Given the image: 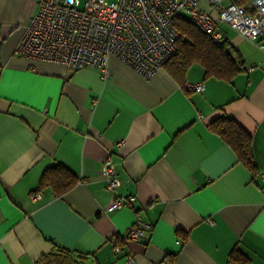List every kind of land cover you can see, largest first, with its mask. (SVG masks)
Here are the masks:
<instances>
[{"label":"crops","instance_id":"obj_1","mask_svg":"<svg viewBox=\"0 0 264 264\" xmlns=\"http://www.w3.org/2000/svg\"><path fill=\"white\" fill-rule=\"evenodd\" d=\"M37 1L0 0V264H264V50L221 25L243 59L230 81L196 63L190 91L113 55L102 78L14 53ZM223 115L251 136L255 172L210 129ZM108 154L133 207L106 211ZM55 164L77 178L61 195L39 187ZM137 212L152 227L124 241Z\"/></svg>","mask_w":264,"mask_h":264},{"label":"built area","instance_id":"obj_2","mask_svg":"<svg viewBox=\"0 0 264 264\" xmlns=\"http://www.w3.org/2000/svg\"><path fill=\"white\" fill-rule=\"evenodd\" d=\"M200 1L208 8H201ZM184 13L216 42L225 39L221 25H227L264 50V0H250L249 8L232 0H38L14 53L71 70L92 67L102 78L110 74L108 58L113 55L150 79L176 53L179 33L174 21ZM184 86L196 92L204 88L202 82H185ZM122 141L119 138L116 144ZM101 174L112 193L106 211L133 207L136 196L118 192L121 182L111 154L101 164ZM259 175L264 181V172ZM151 227L137 212L123 239L140 240ZM113 242L115 252L120 251L117 238ZM127 261L132 264V256Z\"/></svg>","mask_w":264,"mask_h":264},{"label":"trees","instance_id":"obj_3","mask_svg":"<svg viewBox=\"0 0 264 264\" xmlns=\"http://www.w3.org/2000/svg\"><path fill=\"white\" fill-rule=\"evenodd\" d=\"M249 8L250 0H232ZM175 27L179 33L176 41V53L166 61L164 67L170 75L184 87L186 74L193 64L203 67L205 77H214L230 81L243 69V59L238 50L224 39L214 41L211 36L199 30L188 19H176ZM210 129L224 139L235 151L238 160L252 172L256 171L251 136L245 132L232 118L220 116L212 120ZM77 182L76 176L61 164L47 168L42 174L39 187H49L57 195L69 190ZM118 243L123 240L117 237ZM235 251L232 257L237 256Z\"/></svg>","mask_w":264,"mask_h":264},{"label":"rangeland","instance_id":"obj_4","mask_svg":"<svg viewBox=\"0 0 264 264\" xmlns=\"http://www.w3.org/2000/svg\"><path fill=\"white\" fill-rule=\"evenodd\" d=\"M183 18H184V19H187V14L184 13V14H183Z\"/></svg>","mask_w":264,"mask_h":264}]
</instances>
